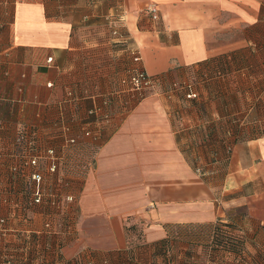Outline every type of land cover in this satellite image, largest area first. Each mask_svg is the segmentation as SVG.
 Instances as JSON below:
<instances>
[{"label":"crops","instance_id":"crops-1","mask_svg":"<svg viewBox=\"0 0 264 264\" xmlns=\"http://www.w3.org/2000/svg\"><path fill=\"white\" fill-rule=\"evenodd\" d=\"M255 29L264 0H0V264H249L247 221L264 229V76L233 61L237 127L221 94L177 119L162 89L188 67L259 50ZM137 67L160 81L144 99L121 86ZM72 138L97 147L76 193L53 180L70 174ZM51 147L57 174L25 165ZM37 171L48 195L74 197L63 211L29 204ZM219 222L243 231V253L176 230Z\"/></svg>","mask_w":264,"mask_h":264},{"label":"rangeland","instance_id":"rangeland-1","mask_svg":"<svg viewBox=\"0 0 264 264\" xmlns=\"http://www.w3.org/2000/svg\"><path fill=\"white\" fill-rule=\"evenodd\" d=\"M245 33L246 30H244L243 34ZM254 36L256 40V49L259 48V50H256L254 53L248 48L240 49L234 57L231 53H225L224 55H220L218 57L210 59V61L207 63L199 64L194 67H188L181 71V73H178L168 82L166 81L167 84H164L165 86L162 91L167 98L171 100L177 99V101L172 102V105L175 106L174 110L176 111H173V115L177 119H182V117L192 115L197 110L207 111L212 110L213 108H218L219 104L211 103L213 99L211 93L216 92L217 94L222 95V104H224V106L222 107H224V109L227 108V111L231 112L232 114L238 113V115L229 118V125L234 127L240 125L238 89L237 86H235L233 80V78L237 75L233 73L235 70V64H233V61L242 64H252L254 66L252 74H257L259 77L264 76V30H256ZM240 37L242 39L241 34ZM189 95H191V97H189ZM202 123L203 125L209 124L208 120H202ZM176 125L179 128H182L180 122H176ZM85 147H87V152H83V150H85ZM51 148L55 150V152L62 160V156L55 149L56 147ZM96 150L97 147L94 148L91 145L89 146V144L81 139L78 140L76 144H70V159L68 161L70 174L66 180L62 176H54L53 180L55 182V190L57 189L56 186H60L63 188L64 185H67V183H69L70 185L72 184L71 186L76 193V191H78L80 185L82 184V180L87 174V168L82 171L81 166H92L94 164L93 161L94 156L96 155ZM47 151H44L45 154L43 156L47 155ZM188 154L191 155L193 153L188 152ZM41 160L42 164H47L45 160ZM61 160L58 164V167L62 163ZM51 179L52 178H50V184L52 181ZM56 194L59 197L58 200L62 202L63 199L60 198L63 194L61 192H53L51 195ZM242 220V213H236L235 221L242 223ZM176 230L178 234H188L200 240L212 239L215 235V231L209 229V226H205L204 228L193 227L192 229L186 228L182 230ZM223 232H229L233 237L236 238H242L243 236H245L243 235V231L237 226L233 227V229H230L229 231L224 229ZM247 236L249 264H264V229L260 227L257 228L253 224H250L249 221H247Z\"/></svg>","mask_w":264,"mask_h":264},{"label":"built area","instance_id":"built-area-1","mask_svg":"<svg viewBox=\"0 0 264 264\" xmlns=\"http://www.w3.org/2000/svg\"><path fill=\"white\" fill-rule=\"evenodd\" d=\"M152 13L154 14V18L158 19L157 10L151 9ZM49 61H52V58L49 59ZM134 61L140 62L141 56L137 52ZM160 81L154 77L148 74L146 69L144 67H137V69H132L130 72L125 75L121 81V86L126 92H129L134 97L140 96V98L144 99L148 97L150 93L156 90L158 84ZM191 97V95H189ZM84 135L86 137L92 136V133L90 131L85 130ZM25 140V139H21ZM78 141L77 138H72L69 140V144H76ZM28 148H34L33 142H29ZM23 150H26V148H23ZM46 156L43 155H32L29 157H26L25 165L29 167L37 168L40 163L42 162L41 159L45 160L47 163V168L49 170V175L56 174L58 172V164L61 160L59 155L55 152L53 148L49 149ZM200 171V170H199ZM45 175L42 172L37 171L32 175L31 180L36 183V187L34 190V193L32 194V199L29 201L30 205H44L47 204L48 206L54 208L55 210L58 209V211L64 210V203H68L70 201L74 200V197L71 195L62 196L60 199H63L62 202L58 200V196L56 195H48L47 189L44 186L45 182ZM52 220H49L46 222L45 227L49 231V233L53 234L56 230V227L58 229L59 225L58 222L55 220V214L52 215ZM6 225V219L0 218V232L4 231V226Z\"/></svg>","mask_w":264,"mask_h":264},{"label":"trees","instance_id":"trees-1","mask_svg":"<svg viewBox=\"0 0 264 264\" xmlns=\"http://www.w3.org/2000/svg\"><path fill=\"white\" fill-rule=\"evenodd\" d=\"M236 56V54H235ZM231 225L225 223H218L215 225L213 231H215V235L213 238V243L217 247H230L231 250L237 251L239 254L244 252L242 238L233 237L229 232H223L224 229H230Z\"/></svg>","mask_w":264,"mask_h":264}]
</instances>
